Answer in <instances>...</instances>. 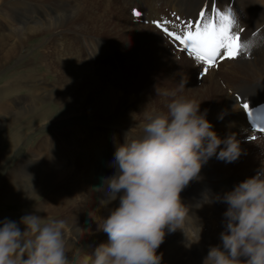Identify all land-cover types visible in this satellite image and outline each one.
Masks as SVG:
<instances>
[{"label": "bare ground", "instance_id": "6f19581e", "mask_svg": "<svg viewBox=\"0 0 264 264\" xmlns=\"http://www.w3.org/2000/svg\"><path fill=\"white\" fill-rule=\"evenodd\" d=\"M73 1L33 0V4H30L22 0H0V8L4 7L0 9V18L3 19L0 23V71L13 59L25 57L23 51L28 46L26 42L30 35L40 37L36 41V51L27 60H23L25 66L10 70L7 78L5 77V84H0V209L4 208L1 204H14L17 211L14 217L17 216L19 221L27 214H36L45 220H65L68 225L66 254L73 259L71 264H90L95 249L108 242L107 234L99 230L98 223H102V217H107L119 204L117 198L106 206H101L100 200L104 193L99 188L104 179L109 177L106 147L110 145L111 159L115 160V151L122 144L123 138L121 134L114 140L111 137L105 140L102 136L115 134L114 126L124 123L123 130L137 137L142 134L145 121L144 118L112 120L113 116H122L123 112L126 114V108H122L127 97V90L123 87V76L126 74L120 75L115 71L117 74L113 75L98 65V53L101 56L102 50L106 48L105 42L103 48L99 47L100 50L92 48L94 39H97L94 35L99 32L112 35V31L116 30V38L130 37L131 41H136L134 31H121L117 20L111 26L99 22V18L90 15L89 9L92 8L82 7L81 12L75 11L73 16L70 8ZM129 1L143 4L145 17L148 18L158 13L162 4H175L187 9L197 0ZM226 1L219 0L217 12H231L235 15L233 31L245 18H252L247 22L249 28L259 27L254 35L245 37L244 43L250 42L252 45L248 49L250 57L247 59L222 60L220 63L223 62V65L219 66L218 63L204 72L203 63L190 57L186 51L181 49L180 52L173 45L170 47L171 51L170 48H162V41L158 37L154 38L155 35L151 32L147 34L141 26L136 34L141 42L149 41L145 43L149 44L153 54L156 53L160 67L166 68L168 78L175 82L172 93L199 96V87L203 88V93L210 92L212 100L209 112L214 115L207 119L212 121L218 118L212 126L213 131L220 133L218 137L222 140L235 135L240 140L244 153H249L243 162L252 161L260 166L264 163V134L250 129L235 97L233 102L236 105L231 109L237 111L238 120H235L240 123L241 128L235 129L230 118L225 115V107L231 103L230 98L235 92L253 85L264 87V0H234L230 9L226 7ZM121 7L122 5L119 8L124 13ZM130 17L127 16L133 23L140 21ZM108 43L113 47L112 58L103 51L105 57L102 60L115 67L116 61L120 62L117 58L119 52ZM100 44L97 39V45ZM142 50L148 52L147 49ZM194 72L208 84L205 85L202 81L198 82L200 86L197 85ZM217 72L222 75L231 96L218 84L209 86L213 79L216 82ZM182 81L186 83L181 87ZM171 94L163 97L161 93H157L151 99L147 94L145 109H160L159 105L167 104ZM54 103L59 105L57 111L69 106L72 114L80 112L81 115H88V119L68 127L69 129H61L52 136L39 135L38 139L32 141L27 137L28 131L47 120L52 110L54 113ZM107 106L112 109L109 110ZM111 120L117 124H112ZM110 123L112 127L108 130L106 126ZM21 143H24L23 147H20ZM10 159L12 165L2 173ZM238 160L228 163L216 156L211 157L203 165L200 179L190 182L181 192V201L187 206L189 216L183 229L166 231L165 239L157 249L158 253H162L161 264H203L210 246L221 243L223 214L227 208L222 197L247 178L246 169L238 171L241 166ZM19 226L24 229L23 224ZM199 233V242L187 246L189 240L196 239ZM93 239L92 244L90 242ZM88 256L90 258L87 262Z\"/></svg>", "mask_w": 264, "mask_h": 264}, {"label": "clouds", "instance_id": "9594fccd", "mask_svg": "<svg viewBox=\"0 0 264 264\" xmlns=\"http://www.w3.org/2000/svg\"><path fill=\"white\" fill-rule=\"evenodd\" d=\"M200 104L172 93L164 109H145L141 135L129 140L127 133L118 145L117 170L99 190L101 206L117 198L119 204L98 223L108 242L95 249L90 264H161L157 249L166 231L183 229L189 216L181 192L200 179L211 157L231 163L245 154L235 135L217 136ZM222 200L221 243L210 246L203 264H264V163ZM67 228L63 219L45 221L36 214L19 223L0 220V264H69ZM199 240L200 233L187 246Z\"/></svg>", "mask_w": 264, "mask_h": 264}, {"label": "rangeland", "instance_id": "374dc122", "mask_svg": "<svg viewBox=\"0 0 264 264\" xmlns=\"http://www.w3.org/2000/svg\"><path fill=\"white\" fill-rule=\"evenodd\" d=\"M22 1H26L27 3L33 4V0H22ZM122 1L124 3L131 4L129 0H122ZM106 3H108V6L106 5ZM110 4H112V5H110ZM120 5L121 4H119V0L118 1H116V0H78V1L77 0H74L71 3V5H70L71 7L70 8H71V11H72L73 16H74V13H76V12L77 13L78 12L80 13L81 12L80 11V8H82V7L92 8L94 11H92V9H89V12L91 13V14L90 13L89 14L92 15V16L95 15V18L96 19L99 18L98 19L99 22H101V23H104L105 22V23L110 24V26H111L117 20V21H119V22H117V23H119L117 26H118L119 29H121V31L124 30V32H125V31H128L130 29L134 31L133 37L136 38V41H135V39H134V41H131V38L130 37H127L125 39L124 38H121V37L116 38V35L118 33L116 30L112 31V32H114L112 35L110 33H105V32L101 33V32H99L98 35H94V36L97 39L100 40L101 44L100 45H97V39H94V46L92 48L94 49V48L97 47L98 50H100L99 47L100 48H103L104 47V42L105 43L106 42H110L117 49V52H119V54L117 55V58L119 59L120 62L116 61L117 64H116L115 67H113L114 65L113 66H110V63L109 64H106L102 60V57L103 56L105 57V54L102 53L103 52V50H102L101 56L98 53L99 60L97 61V63H98V65L100 67H103L107 71L109 70V72L111 74H113V75H116L117 73H119L120 75L126 74V75L123 76L125 78L123 80V84L124 85L122 84L123 87L127 90V94H126L127 97L126 98H128V99L125 98L124 101H123V105H122L123 110H124V108H126V110H125V113L126 114L124 115V112H123V115L122 116H118V117L117 116H113V118L111 117L112 120H114L115 118H119V119L121 118V120H122V118H144V110H145V106L144 105H145V101H146L147 94H148V96H151L150 99L152 97H154L157 93L158 94L161 93L163 97H168L172 92H174L173 91L174 90V87H173L174 85L173 84H175V82L174 81L172 82L168 78L169 74H168L167 69L166 68H163L162 69L160 67L158 61L156 60V53L153 54L152 51H151V47H149V44H146L145 43V42L149 43V41H146L145 40L144 42H141L139 40L140 37L136 34V32L139 31L138 28H140V26L143 27V30L147 34H150V32H151L152 34L155 35L154 38H157L158 37L157 39L160 40V42L162 41L161 44L163 43L162 44V46H163L162 48L166 49V47H167V50L173 44L169 40H167L168 38L166 37L167 38L166 39L161 34V32L155 30L152 27L153 25L148 21L149 18H146L145 17L146 14L141 17V20L139 22H134L133 23L131 20H129L127 18V16L129 17V15L127 14V11L126 10L122 9L124 11V13L126 12L125 14L127 16L123 12H121V10L119 8ZM68 7H69V5H68ZM0 9H4V7H1ZM106 9H108V10H106ZM105 11H106V13H105ZM0 13H1V11H0ZM75 17H77V16H75ZM2 20L3 19L0 18V23L2 22ZM145 27H146V29H145ZM77 35H79V34L77 33ZM91 36H93V35H91ZM159 37L161 39H159ZM39 38H40L39 36L35 37V36H31L30 35L29 38H28V40H27V42H26L28 44V46L23 51L25 57L24 58L17 59V60L16 59H13L12 61H10L6 65V67H5L6 69L3 68V70L0 71V84L1 85H4L5 84L4 83L5 82L4 80H6L7 75L9 74V71L10 70H12L14 68H17L19 66L21 68H23L25 66V64L23 62L25 60H27L31 56L32 52H35L36 51L37 46H38V44H36V41ZM164 44H166V46H164ZM120 46H121V48H120ZM143 46H145V47H143ZM173 46L175 47L174 49L179 50L181 52V49L179 47L176 48L175 45H173ZM89 47H91V46H89ZM143 48L144 49H147L148 52L143 51V50L141 51V49H143ZM170 51H171V48H170ZM145 59H147L148 61L145 60ZM222 63H220L219 66L223 65ZM2 74H4V75H2ZM196 74L197 75H195V72H194L193 75L196 77V80L195 81L197 82V85L200 86L201 84H198V82L201 83L203 81L202 80L203 78L201 79V77L198 75V73H196ZM216 77H217L216 82H215V79H213L211 82H209V86H215L216 84H218L222 88L223 91H227L226 93L231 96L230 91L228 89L229 87L226 86V83H224L223 80H222V78H221L222 75L220 76V73L217 72L216 73ZM203 82L205 83V85L208 84V83H206L207 81H203ZM184 85L185 84H183V86ZM197 92L200 93L199 96H192L191 94H185V93H182V92H181L180 96H185V97H188V98H195L196 100L201 101V104H200V110H201V112H203L205 109H207L208 110V112H207V118L212 117L214 114H212V113L209 112V109H210V106H211L210 103H211V100H212V97L210 95V92H207L206 91V93H203L205 91H203V88L202 87H199ZM141 93H142L143 96H141ZM202 93H203V96H201ZM131 97H132V99H131ZM234 97L235 96L233 95V96H231L232 99L230 98V100H231V103L230 104L231 105L229 104V105H227L225 107V113H226L225 115L228 116L227 118H230V122L235 127V129H239V128H241V125H240L239 122L237 123L236 120H235V119H237V115H236L237 114V111L234 108L231 109L232 107H234V105H236L235 101L233 102ZM227 101H228V99H227ZM165 106H166V104L159 105V108L160 109H164ZM57 107H59V105L54 103V105L52 107V108H55L54 113H53V110H52L51 113H50L51 116H49V118L47 120H44V122L42 121L41 123H38V127H36L33 130L28 131L29 133H28L27 137H29V139H32V141L33 140H36V139L39 138V135H43V134H47L49 136L50 135L51 136L52 135H55L57 132H60L61 129H64V128L66 129V128L72 127L74 125L81 124L83 121H85V120L88 119L87 118L88 115H84V114L81 115L80 112H78V113L76 112L77 113L76 115L75 114H72V112H70V107L69 106H66V107H64V108H62L61 110H58V111L56 110ZM107 107H108L109 110L112 109V107H110V106H107ZM67 114H68V116H67ZM70 114H72V115H70ZM64 115H66V116H64ZM217 119L218 118H214L212 121H210L211 124H212V126L215 124V121ZM112 120H111V123L112 124L113 123L117 124V122H114ZM140 121L143 122V120H141V119H140ZM111 123H110V125L106 126V128L108 130L112 127ZM121 124L122 123L117 124L118 127L117 126H114L116 128L115 134L110 135V136H105V137L102 136V139H105L106 140V138H108V137L110 138L111 137L114 140V138H116V137L118 138L119 137V134H121L122 135V138H123V141H121V142L123 143L125 141V135L124 134H127V131L123 130V128H122V126H124V123L122 125ZM85 129H88V127L87 128L85 127ZM219 134L220 133H218L217 136ZM128 138H129V140H131L134 137L131 134L128 133ZM23 145H24V143H21L20 147H23ZM109 147H110V145H108V147H106L108 149V152H107L108 156H107V160L106 161L109 164L108 167H109V172L110 173L108 172V176L110 177L113 174H115V172H116L117 169H116V166H115V163H114L115 160L111 159V152H110ZM247 155H249V153L242 154L239 157V160L238 161L241 164V166H239L238 171H240L241 169H246V176L249 177V176L254 175V173L258 169L257 167L260 168L261 165L260 166H257V163H253L252 161L243 162V160L247 157ZM11 162H12L11 159L6 162L7 163V166H6L5 170H2L3 171L2 173H4L7 170V168L10 167V165H12ZM234 167H235V165H234ZM1 205L4 206V208H1L0 209V220L9 219V220L16 221L18 223L19 219L17 218V216L14 217L15 216L14 213L17 212L16 211V206L14 204L11 206V204H9V203H6L5 205H3V204H1ZM17 219H18V221H17ZM49 219L50 218H47V220H45V221H48ZM93 242H94V239L90 243L93 244ZM89 258H90V256H88L87 262L89 261ZM68 260H69V264H71L72 261H73L72 258H68Z\"/></svg>", "mask_w": 264, "mask_h": 264}, {"label": "snow or ice", "instance_id": "6c2138e0", "mask_svg": "<svg viewBox=\"0 0 264 264\" xmlns=\"http://www.w3.org/2000/svg\"><path fill=\"white\" fill-rule=\"evenodd\" d=\"M213 11L215 12V9ZM215 15L217 19H209L202 10L199 18L195 22L187 21L184 30L180 33L169 31L167 27L163 29L169 37L179 42L190 57L203 63L204 72H207L209 67L215 66L218 60L235 59L252 46L250 42H241L243 29L233 31L236 24L233 13L215 12ZM156 23L162 26V22ZM237 99L241 98L237 96ZM242 107L246 111L249 110L246 100L242 103ZM260 131L264 132V128Z\"/></svg>", "mask_w": 264, "mask_h": 264}]
</instances>
